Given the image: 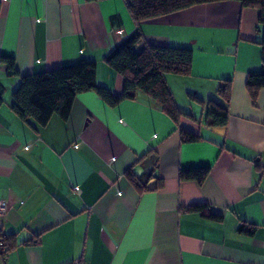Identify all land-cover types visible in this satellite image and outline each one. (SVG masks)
I'll return each instance as SVG.
<instances>
[{
    "label": "crops",
    "instance_id": "obj_1",
    "mask_svg": "<svg viewBox=\"0 0 264 264\" xmlns=\"http://www.w3.org/2000/svg\"><path fill=\"white\" fill-rule=\"evenodd\" d=\"M257 19L256 9L224 0L139 23L137 51L192 49L190 75L165 74L188 114L179 124L145 93L110 107L87 91L66 120L37 126L11 110L20 78L0 65V233L15 239L0 264H264V88L255 104L245 88L261 65ZM135 29L126 0H0V55L21 73L93 60L97 84L114 95L123 77L103 57ZM221 80L231 81L226 104ZM208 101L226 106L225 126L205 123ZM181 128L200 139L181 142ZM201 167L202 183L179 178ZM128 169L149 175L147 189Z\"/></svg>",
    "mask_w": 264,
    "mask_h": 264
},
{
    "label": "trees",
    "instance_id": "obj_2",
    "mask_svg": "<svg viewBox=\"0 0 264 264\" xmlns=\"http://www.w3.org/2000/svg\"><path fill=\"white\" fill-rule=\"evenodd\" d=\"M224 0H126L127 10L136 25L135 31L120 44L112 47L103 57L104 62L123 77L121 95H114L106 87L96 81V62L81 59L78 62L39 73H21L15 66L13 57L0 55V65L6 67L9 76L20 78L18 86L11 93V110L22 120H32L37 126H45L53 115L66 120L69 116L75 97L87 91H94L108 106L115 107L123 99H134L138 92L145 93L171 119L179 124L183 113L177 107L172 93L165 81V74L173 73L188 76L191 73L193 52L189 47L156 46L145 44L139 51L135 44L141 40L139 23L148 19L177 12L188 7ZM243 7L258 11L257 29L261 32L258 43L261 46L260 69L250 71L246 75L245 88L256 103L258 92L264 88V0H236ZM5 86L0 82V105L3 102ZM231 93V81L221 80L217 94L226 104ZM226 106L215 101H208L205 107V123L211 127H223L227 123ZM200 136L181 128V142H195ZM209 168L181 169L180 179L196 180L202 183L208 175ZM125 176L139 190L147 189L145 179L136 177L132 169ZM156 188V186H155ZM189 210L201 212L212 220H220L221 216L207 212L205 205H193ZM240 231L253 233L254 228ZM0 254L4 255L14 247L13 235L3 236L0 233Z\"/></svg>",
    "mask_w": 264,
    "mask_h": 264
},
{
    "label": "built area",
    "instance_id": "obj_3",
    "mask_svg": "<svg viewBox=\"0 0 264 264\" xmlns=\"http://www.w3.org/2000/svg\"><path fill=\"white\" fill-rule=\"evenodd\" d=\"M74 190H75V192H80V188L78 187V186H75L74 187ZM5 211V205L2 203V204H0V215H2V213ZM2 243V241L0 240V244ZM74 264H82V263H80V262H76V263H74Z\"/></svg>",
    "mask_w": 264,
    "mask_h": 264
}]
</instances>
